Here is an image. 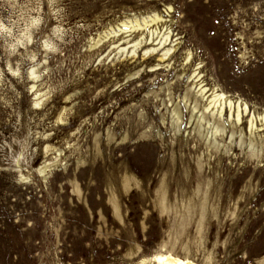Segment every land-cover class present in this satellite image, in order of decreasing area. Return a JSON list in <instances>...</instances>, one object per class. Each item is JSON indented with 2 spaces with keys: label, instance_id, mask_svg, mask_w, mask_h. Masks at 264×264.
<instances>
[{
  "label": "rangeland",
  "instance_id": "rangeland-1",
  "mask_svg": "<svg viewBox=\"0 0 264 264\" xmlns=\"http://www.w3.org/2000/svg\"><path fill=\"white\" fill-rule=\"evenodd\" d=\"M170 250L264 264V0H0V264Z\"/></svg>",
  "mask_w": 264,
  "mask_h": 264
},
{
  "label": "bare ground",
  "instance_id": "bare-ground-1",
  "mask_svg": "<svg viewBox=\"0 0 264 264\" xmlns=\"http://www.w3.org/2000/svg\"><path fill=\"white\" fill-rule=\"evenodd\" d=\"M169 9V8H168ZM170 10V9H169ZM160 15V14H159ZM171 19V18H170ZM151 21L152 22H157V21H164L163 20V17L161 16H155V18L154 19H151ZM166 21V20H165ZM125 23H127V22H125ZM148 23V22H147ZM146 23V24H147ZM158 23V22H157ZM160 23V22H159ZM166 23V22H165ZM128 24H130V28H132V29H134L135 30V28L137 29L138 27H141V26H143V25H141V23H139V22H133V23H128ZM127 24V25H128ZM144 24H145V20H144ZM120 31V30H119ZM166 32H167V30H166ZM107 35V34H106ZM169 35H170V33H169V31L167 32V34L165 35L166 36V40H168V37H169ZM102 40V39H101ZM100 40V41H101ZM163 40H165V39H163ZM162 42V41H161ZM166 43H167V41H165ZM104 43V42H103ZM137 44H138V41L136 42ZM97 44H99L98 42H97ZM135 44V43H134ZM133 44V45H134ZM163 44V43H162ZM136 45V44H135ZM134 45V46H135ZM140 45H141V43H140ZM133 47V46H132ZM138 47V46H137ZM156 47V46H155ZM154 47V48H155ZM124 49V48H123ZM136 49V48H135ZM133 50V49H132ZM156 50V49H155ZM170 50V49H169ZM149 51V50H148ZM171 51V50H170ZM134 53V52H133ZM147 53H149V52H147ZM146 52H145V54H147ZM165 53V52H164ZM164 53H163V56H164ZM35 78V77H34ZM201 89H203V88H201ZM200 89V90H201ZM206 94V93H205ZM226 98H225V96L223 95V94H214L213 96H212V99L209 101L210 103V105H213V106H215V107H217L216 109H218L219 108V113L221 114L222 113V111L224 110V108H225V103H226ZM229 105H231V102H229ZM238 109L236 110V120H237V122H240V120H241V115H242V112L240 111V107L238 106L237 107ZM252 120H253V118H251ZM252 120H250L249 121V124H250V129H251V131L253 130V128L255 129V125H254V123L252 122ZM210 190V189H209ZM209 193V192H208ZM163 201H164V198L162 199ZM186 254V253H185ZM191 255V254H190ZM190 255H188V254H186L184 257H182V256H179L178 254H176V253H174L172 250H170V251H167L166 253H158V254H156L154 257H152V259H150V260H143L142 262H141V264H148V263H152V264H201V263H199V262H197L198 261V259L196 260V259H194V257H192V256H190ZM211 258V257H210ZM210 258H206L207 259V261L205 262V264H210Z\"/></svg>",
  "mask_w": 264,
  "mask_h": 264
}]
</instances>
